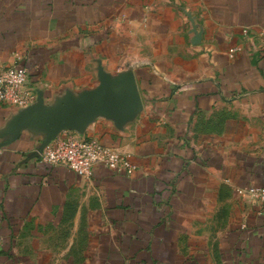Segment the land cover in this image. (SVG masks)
Segmentation results:
<instances>
[{
  "label": "crops",
  "instance_id": "1",
  "mask_svg": "<svg viewBox=\"0 0 264 264\" xmlns=\"http://www.w3.org/2000/svg\"><path fill=\"white\" fill-rule=\"evenodd\" d=\"M263 31L264 0H0V66L36 91L0 101V264H264V213L235 191L264 185ZM103 76L141 108L76 131L134 173L39 161L54 120L32 105L92 99Z\"/></svg>",
  "mask_w": 264,
  "mask_h": 264
},
{
  "label": "built area",
  "instance_id": "2",
  "mask_svg": "<svg viewBox=\"0 0 264 264\" xmlns=\"http://www.w3.org/2000/svg\"><path fill=\"white\" fill-rule=\"evenodd\" d=\"M246 34L248 29L245 27ZM260 48L264 55V31L260 36ZM236 48L229 53L233 56ZM36 91L27 66H0V101L18 108L29 106L35 101ZM39 161L51 166L64 165L84 178H90L93 167L103 163L126 176L134 173L137 165L119 149L101 143L95 137H87L76 130H62L53 140L38 151ZM236 194L259 205L264 213V185L237 187Z\"/></svg>",
  "mask_w": 264,
  "mask_h": 264
},
{
  "label": "water",
  "instance_id": "3",
  "mask_svg": "<svg viewBox=\"0 0 264 264\" xmlns=\"http://www.w3.org/2000/svg\"><path fill=\"white\" fill-rule=\"evenodd\" d=\"M122 85L118 76L112 78L103 76L99 93L92 99L85 96L81 100L66 101L55 108L44 106L41 101L32 105L35 107L31 108L30 112L46 110L54 120L50 132L42 140L38 151L62 130H80L86 122L95 116L112 114L119 122L131 117L141 108V99L134 85L130 88L120 87Z\"/></svg>",
  "mask_w": 264,
  "mask_h": 264
}]
</instances>
